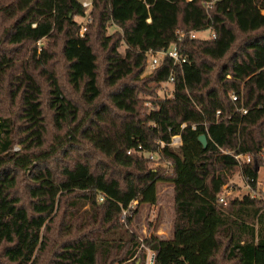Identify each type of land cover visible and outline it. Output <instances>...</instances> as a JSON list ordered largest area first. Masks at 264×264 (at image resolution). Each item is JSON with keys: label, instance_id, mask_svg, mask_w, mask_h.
<instances>
[{"label": "trees", "instance_id": "obj_1", "mask_svg": "<svg viewBox=\"0 0 264 264\" xmlns=\"http://www.w3.org/2000/svg\"><path fill=\"white\" fill-rule=\"evenodd\" d=\"M91 1L84 34L82 0L0 3V16L13 19L8 42L29 53L10 77L5 101L16 111L0 109V264H59L87 242L91 260L81 264H144L146 248L155 264H264V0ZM208 28L214 37L191 36ZM61 38L67 80L82 101L53 66L50 46ZM173 43L186 60L165 56L144 74L147 51ZM95 45L111 89L105 100ZM13 63L0 52V92ZM171 74L174 89L162 96ZM176 134L179 146L171 145ZM240 154L251 161L240 163ZM235 171L260 195L223 204ZM22 181L28 204L16 193ZM163 182L173 185L174 237L155 223L140 240L132 222L158 202Z\"/></svg>", "mask_w": 264, "mask_h": 264}, {"label": "rangeland", "instance_id": "obj_2", "mask_svg": "<svg viewBox=\"0 0 264 264\" xmlns=\"http://www.w3.org/2000/svg\"><path fill=\"white\" fill-rule=\"evenodd\" d=\"M11 0H0V3L3 5H6ZM84 1V0H82ZM91 1V0H88ZM90 12L91 10L88 9ZM88 14L86 17L82 18L80 16H77L76 19L79 20L83 24H87L91 17ZM91 14V13H90ZM1 15V12H0ZM1 17V16H0ZM13 19L1 17L0 18V52H7L10 57L14 58V63L7 75L5 76L4 83L2 84V89L0 92V109L1 110H13L16 111L15 107H11L9 104V101H5L8 96L11 94V88H10V77L12 76V73H18L21 70L22 64H25L26 61L29 59L27 53L25 51L23 44H11L8 42V39L6 37V29L11 24ZM116 29L115 26L111 27L109 31H114ZM211 29H203L197 31V36L200 38H208L211 36ZM45 41V40H44ZM62 42L63 39L57 41L56 45L53 48V45L50 46L51 50L57 51V55L54 58L53 66L55 68H58L59 75H60V81L63 84L64 88L67 90V93L69 96L74 98L75 100L82 101L81 93L80 91L75 90L72 88V86L69 84L67 80V71H66V62L61 56V48H62ZM43 44V42H39V51L40 47ZM95 51L98 54V64H99V73H100V83L103 86V90H105V93L103 94V100L108 98V92L111 90L108 87L104 86V70H105V61H104V53L103 51L97 46H94ZM119 51L122 55H125L126 52V45H121L119 47ZM148 73V70L146 69L145 73ZM43 82L45 88H46V82L43 78H40ZM172 87V86H171ZM162 95V92H161ZM47 96V88L44 95V98ZM143 98H151L150 96L146 94L141 95ZM149 103V102H148ZM88 107V105H85L84 108ZM48 117L50 116V112L47 111ZM56 131V129H54ZM15 148H19V145H16ZM85 153V149H80L77 151H73V156H76L78 154ZM90 156V155H89ZM91 158V157H90ZM25 181H22L20 183L17 192L19 196L22 198L23 202L28 204L29 197L26 193V190L24 189ZM230 187V193L232 196L234 195H242L245 192H247L246 182L242 178L241 174L238 171H235L232 175V177L229 180ZM258 186L260 189L264 190V166L261 167V170L259 172L258 176ZM229 193V194H230ZM72 197L64 198L63 201H66L68 204L71 202ZM65 203V204H66ZM175 214H174V207H173V185L170 183H160L158 185V202L153 206H148L146 204L142 205L141 209L139 210L135 220H133L131 228L133 231H135L137 234H139L141 237H144L145 235H148L150 230L155 227V225H158V229L160 231V235L162 237L170 236L174 237L173 232V224H174ZM156 223V224H155ZM91 242H87L82 244L80 247H71L68 252H66L65 255L61 257V261L59 264H81L80 262L84 261H90L92 252H91ZM0 261L4 263V258L1 254L0 249Z\"/></svg>", "mask_w": 264, "mask_h": 264}, {"label": "built area", "instance_id": "obj_3", "mask_svg": "<svg viewBox=\"0 0 264 264\" xmlns=\"http://www.w3.org/2000/svg\"><path fill=\"white\" fill-rule=\"evenodd\" d=\"M83 5L85 6L87 13H88L89 12L88 9L91 10L92 8V1L84 0ZM89 15H90V12H89ZM86 30H87V25L82 24L81 29H80L81 34H84ZM184 35L185 33L181 32L179 39H181ZM191 36L196 37L197 31H192ZM211 36L214 37L215 34H211ZM147 55H148V65H147L148 72L158 67L161 64L163 57L165 56L172 58L175 63H182L183 61L186 60L185 58L181 57L179 46L177 43H173L168 48H165V49H159V50L150 49L147 51ZM174 83H175V77L173 74H171L168 80L164 82L163 88L160 91V93L162 92V96L171 94L172 90L174 89ZM232 97L234 100L237 99L236 95H233ZM242 111L246 113L247 109L242 108ZM194 128H195V125H194ZM181 143H182V137L180 134H176L172 136L171 145L179 146L181 145ZM163 145H164V142H161V146ZM130 152L131 151H129V153ZM235 157L239 160L240 163H248L251 161V158H252L250 154H240V155H235ZM230 187L231 185H225L223 191L219 195V201L223 204H227V200H228L227 197L231 196ZM246 187L248 189L246 193H249L251 196L254 197V196L260 195V192L252 188L249 183H246ZM137 203H138V200L136 199L133 200L131 204L129 205V208H135ZM129 208L124 209L123 211V216H122L123 221L126 220L127 214L131 212ZM139 239L142 240V237H140ZM146 249H147V253H146V259H145L144 264H155V256H156L155 252L151 251L149 248H146Z\"/></svg>", "mask_w": 264, "mask_h": 264}, {"label": "water", "instance_id": "obj_4", "mask_svg": "<svg viewBox=\"0 0 264 264\" xmlns=\"http://www.w3.org/2000/svg\"><path fill=\"white\" fill-rule=\"evenodd\" d=\"M199 140H200V142L203 144V146H206L207 145V141H208V139H207V135L206 134H201L200 136H199Z\"/></svg>", "mask_w": 264, "mask_h": 264}, {"label": "crops", "instance_id": "obj_5", "mask_svg": "<svg viewBox=\"0 0 264 264\" xmlns=\"http://www.w3.org/2000/svg\"><path fill=\"white\" fill-rule=\"evenodd\" d=\"M152 231H153V229H152V230H150V232L148 233V235H149V234H150ZM160 231H161V230H159V229H158V230H157V233L159 234V233H160ZM167 237H168V236H166V238H167ZM169 237H170V236H169Z\"/></svg>", "mask_w": 264, "mask_h": 264}]
</instances>
